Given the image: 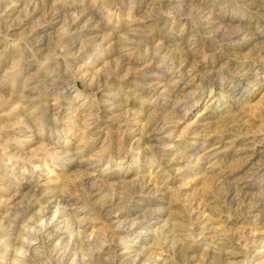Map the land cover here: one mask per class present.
Masks as SVG:
<instances>
[{
	"label": "rangeland",
	"instance_id": "rangeland-1",
	"mask_svg": "<svg viewBox=\"0 0 264 264\" xmlns=\"http://www.w3.org/2000/svg\"><path fill=\"white\" fill-rule=\"evenodd\" d=\"M0 264H264V0H0Z\"/></svg>",
	"mask_w": 264,
	"mask_h": 264
}]
</instances>
